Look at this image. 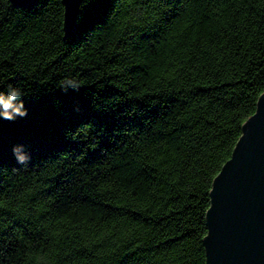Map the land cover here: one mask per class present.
I'll use <instances>...</instances> for the list:
<instances>
[{
	"label": "trees",
	"instance_id": "trees-1",
	"mask_svg": "<svg viewBox=\"0 0 264 264\" xmlns=\"http://www.w3.org/2000/svg\"><path fill=\"white\" fill-rule=\"evenodd\" d=\"M76 24L0 0V91L28 110L0 119V264H205L213 179L264 93V0H82Z\"/></svg>",
	"mask_w": 264,
	"mask_h": 264
},
{
	"label": "water",
	"instance_id": "water-1",
	"mask_svg": "<svg viewBox=\"0 0 264 264\" xmlns=\"http://www.w3.org/2000/svg\"><path fill=\"white\" fill-rule=\"evenodd\" d=\"M40 1L48 0H10L21 9ZM81 3L61 0L65 37L77 29ZM241 132L212 182L203 239L205 264H264V93Z\"/></svg>",
	"mask_w": 264,
	"mask_h": 264
},
{
	"label": "clouds",
	"instance_id": "clouds-1",
	"mask_svg": "<svg viewBox=\"0 0 264 264\" xmlns=\"http://www.w3.org/2000/svg\"><path fill=\"white\" fill-rule=\"evenodd\" d=\"M59 87L65 92L69 89L78 91L81 84L76 78H65L60 81ZM24 101V92L21 88L9 83L4 91H0V119L13 122L17 118H26L28 110ZM12 155L16 163L20 165H27L31 160V156L25 151V146L22 144L12 147Z\"/></svg>",
	"mask_w": 264,
	"mask_h": 264
}]
</instances>
